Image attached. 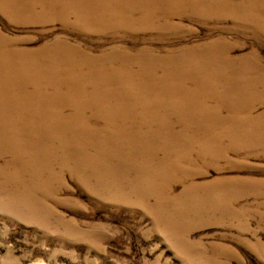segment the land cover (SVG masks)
<instances>
[{"label":"rangeland","instance_id":"rangeland-1","mask_svg":"<svg viewBox=\"0 0 264 264\" xmlns=\"http://www.w3.org/2000/svg\"><path fill=\"white\" fill-rule=\"evenodd\" d=\"M0 264H264V0H0Z\"/></svg>","mask_w":264,"mask_h":264},{"label":"bare ground","instance_id":"bare-ground-1","mask_svg":"<svg viewBox=\"0 0 264 264\" xmlns=\"http://www.w3.org/2000/svg\"><path fill=\"white\" fill-rule=\"evenodd\" d=\"M50 83H55V87H51ZM32 88L42 95V102L48 107L63 109L66 107L64 103L72 105L81 111L86 110L90 105L96 107L97 109H103L105 107V101L103 99L93 103V101L98 98L99 95H96L95 98H91V96L88 94L69 91L65 88L61 80H53L50 74H40L39 77L33 81ZM50 94L53 95V98L49 96ZM130 111L131 112L127 114L134 116L135 110L130 109ZM81 132L86 134L85 130H81ZM159 173L160 169L156 164H149L143 169L142 173L139 175V178L143 180L147 187H154Z\"/></svg>","mask_w":264,"mask_h":264}]
</instances>
